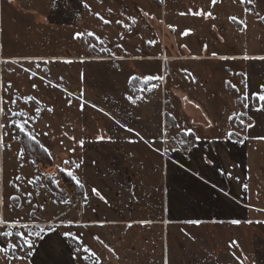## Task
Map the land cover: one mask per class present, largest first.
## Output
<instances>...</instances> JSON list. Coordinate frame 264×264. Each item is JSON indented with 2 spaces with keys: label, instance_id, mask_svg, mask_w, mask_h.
Masks as SVG:
<instances>
[{
  "label": "rangeland",
  "instance_id": "1",
  "mask_svg": "<svg viewBox=\"0 0 264 264\" xmlns=\"http://www.w3.org/2000/svg\"><path fill=\"white\" fill-rule=\"evenodd\" d=\"M75 33L79 34L77 41ZM80 47H84V63L73 64L70 58L68 73L62 72V65L55 62L47 66V74H39L47 86L34 91L39 90V100L45 103L29 100L31 96L22 93L21 98L17 97L19 102L15 99V103L4 105L0 124L5 125L4 133L9 135L2 136L4 145L0 143V215L6 217L4 221H9L13 215L22 224L31 220L38 212L32 204V194L35 187L41 185L53 194L52 187H55L63 197L68 196V188L72 199L84 201L80 187L66 172L71 170L77 177H86L91 182L94 163L110 159L114 164L115 153L96 151L101 140L98 137L104 139L110 132L129 134L150 126L154 128L161 109L164 118L167 115L172 118L177 108L175 89L194 83L200 70L204 69L203 76L206 75L205 67H217L218 71L213 74L217 77L214 91L225 102L221 108L233 117L230 121L235 128H243L251 135L246 141L252 142L245 141L244 146L245 162L251 170L250 203L255 212L252 237L256 246L261 247L259 264H264V110H255L264 102L253 96L264 91V0H216L215 4L212 0H159V3L155 0H85L83 34L70 26L54 24L51 40L30 43L20 49L56 57L67 55V50L80 54L77 52ZM214 54L223 56H211ZM29 75L32 81L26 77L21 79L22 83L25 86L32 82L38 84L35 79L38 74ZM226 75L228 90L220 83V78L224 82ZM65 86L70 87L68 96L62 94ZM127 96H132L136 102L132 103ZM245 103L248 107H244ZM49 108L52 111H48ZM21 111L27 115L22 118L13 115ZM238 118L245 123H239ZM16 119H29L27 129L35 137L38 135L35 141L40 146L48 149L49 161H43V154L28 156L25 153L20 142L24 134L18 133L10 123ZM249 124L252 127H247ZM80 140H84L83 146ZM129 155L124 153L126 158ZM140 155L131 154L133 160ZM65 160L69 164L66 165ZM135 163L139 161L134 162V167ZM76 164L80 167L76 168ZM40 228L44 229L42 239L30 237L33 241L31 256L25 255L27 248L23 251L19 247L8 248L7 252H0V264H95L91 252H84L76 234L68 229L77 228L75 225L62 227L61 234L51 227ZM0 230L23 231L26 235L28 232V229L9 228L6 224H0ZM207 235L211 234H196L202 240ZM252 237L246 241H252ZM9 242L22 244L15 236L0 237V246H7ZM248 250L251 252L250 245ZM174 253L176 250L170 247V264ZM179 257L178 264H188L182 251ZM151 264L157 262L152 260Z\"/></svg>",
  "mask_w": 264,
  "mask_h": 264
},
{
  "label": "crops",
  "instance_id": "2",
  "mask_svg": "<svg viewBox=\"0 0 264 264\" xmlns=\"http://www.w3.org/2000/svg\"><path fill=\"white\" fill-rule=\"evenodd\" d=\"M54 24L70 26L83 34L85 0H0V98L4 101L0 107L3 109L15 99L19 102L17 97L21 98L22 93L45 103L39 100V90L34 91L47 86L39 74H47L48 67L55 62L62 65V72L68 73L70 58L73 64L84 63V47L77 51L80 54L67 50V55L56 57L20 49L30 43L51 40ZM74 35L77 41L78 33ZM216 68L205 67L206 75L203 76L204 69L200 70L194 83L175 89L177 108L170 123L161 109V116H156V127L129 134L110 132L98 141L99 145L94 146L96 151L115 153V162L112 164L109 159L94 163L91 182L86 177H77L83 185L79 191L87 200L75 201L68 188V196L56 199L44 186L35 187L32 204L37 209L43 205V209L27 223L51 227L60 234L62 227L75 225L77 228L68 229L76 234L83 248L87 246L96 254L92 256L95 264L97 261L98 264H151L152 260L170 264V247L176 250L172 264H178L181 251L188 264L261 263V247L256 246L252 237L255 212L250 203L251 170L245 162L244 142L251 135L243 128H235L229 115L223 112L221 105L225 102L214 91ZM30 73L38 74L35 77L38 84L25 86L21 79L27 77L32 81ZM220 79L221 87L228 90L227 75L224 82ZM25 88L33 92L28 93ZM69 88L65 86L62 94L68 96ZM3 113L0 112V120ZM176 124L190 128L191 135L184 137L174 127ZM4 132L0 128V137L8 135ZM0 141L1 145L5 144ZM124 153L130 154L129 157ZM132 153L141 155L133 160ZM135 161H139L136 167ZM93 188L99 196L91 192ZM13 216L9 221H17ZM0 218L6 217L0 215ZM234 220L239 223H232ZM202 232L211 235L202 240L196 236ZM245 237L248 240L252 237V241H246Z\"/></svg>",
  "mask_w": 264,
  "mask_h": 264
},
{
  "label": "snow or ice",
  "instance_id": "3",
  "mask_svg": "<svg viewBox=\"0 0 264 264\" xmlns=\"http://www.w3.org/2000/svg\"><path fill=\"white\" fill-rule=\"evenodd\" d=\"M213 4H215L216 0H212ZM250 2V0H249ZM111 11V10H109ZM196 15H199L200 13H195ZM145 15H147L145 13ZM183 15V13H182ZM206 16H210L211 13H205ZM130 19H133V18H130ZM105 23H109V21H104ZM134 19H133V23H134ZM117 23H122V21H117ZM79 35V34H78ZM91 35V33H90ZM215 55V54H214ZM13 63H15V61H13ZM37 67H39V65H37ZM27 71V69H26ZM36 85H33V87H35ZM233 87H235L233 85ZM262 88H264V86H262ZM133 91H137V89H133ZM253 96L255 97V99H257L258 101H261V102H264V91H260V92H257V93H254ZM245 99L247 98V94H245ZM27 99L31 100V99H34L33 97H28ZM127 99L129 101H131L132 103H135L136 100L133 99L132 96H127ZM13 103H15L16 101L13 100L12 101ZM4 103V101L2 100V98H0V104ZM69 104H71V101H69ZM244 107H248L247 103L244 104ZM255 110L257 111H260V110H264V104H261L259 107H257ZM4 109L3 107H0V112H3ZM37 111H39V109H37ZM48 111H52V109H48ZM14 116L16 117H25L27 115V113L21 111V112H17V113H14L13 114ZM233 115H236L235 113ZM246 115V113H245ZM233 117L232 116H229L228 119H232ZM29 119H31V117H29ZM29 119H16V120H12L10 121V123L13 125V127L16 129V131L18 133H23L24 136L28 139H31V140H36V137L32 134L31 131H29L27 129V124L29 122ZM239 119V118H238ZM117 124H119L120 122L117 121L116 122ZM239 123H241L242 125L245 123L242 119H239ZM5 125L4 124H0V128H4ZM121 127H125L124 125H121ZM174 127H176L177 129H179L180 131V134H182L184 137H188L189 135H191L192 133V130L189 128V129H183L181 128V126L179 124H176L174 125ZM247 127H252V125H247ZM128 131H132V129H128ZM46 135V134H45ZM65 135H67V133H65ZM14 139L17 138V137H13ZM70 139H75L74 137H70ZM98 139H103V137H98ZM110 139V138H109ZM198 139V137H197ZM0 140H2V137H0ZM182 142H187V141H182ZM240 143H243V141H240ZM79 144L81 146H83L84 144V140H80L79 141ZM41 148L43 149V151L47 154L48 153V149L47 148H44L43 145H41ZM69 151H75V149H69ZM33 163H35V161H33ZM64 163L67 165L69 164V161L68 160H65ZM82 163V161H81ZM76 168H79L80 167V164H76L75 165ZM61 171H64V170H61ZM66 175L68 177L71 178L72 181H75L76 185L79 186V187H83L82 183L80 182V180L77 178L76 175L73 174V171L71 170H68L66 172ZM17 180L20 179V177L18 176L16 178ZM29 183H31V181H29ZM91 192L95 195H100V193L95 189H91ZM31 195V194H29ZM101 199H103V197H101ZM85 200H86V197H85ZM61 202H64L66 203L67 201H61ZM43 209V205L40 206L39 209H37V211H40ZM35 219V217H34ZM232 223H239V221L237 220H234L232 221ZM0 224H6L7 227L9 228H23V229H28V232H27V235L25 234V232L23 231H5V230H0V237H9V236H15V237H18L20 240H22V244H17V243H7V246H0V252H7V249L8 248H11L13 250H16L18 247L23 251L25 248L29 249L28 251L25 252V255L26 256H31L32 255V252L30 251V249L33 247V241L30 239V237L32 236H36L38 238H43L42 236V233H44V229L43 228H40V226L38 224H34V225H29L27 223H24V224H21L19 223L18 221H4L2 219H0ZM32 228H37L39 229V231H32L31 229ZM49 231H53L52 229H49ZM65 236H69L71 235L70 233H64ZM97 239H99L97 237ZM77 251H81L80 249H77ZM84 252H91V250L85 246V248L83 249ZM91 255L92 256H96V254L94 252H91ZM17 259L19 258H22V257H15ZM97 264H98V261H97Z\"/></svg>",
  "mask_w": 264,
  "mask_h": 264
},
{
  "label": "trees",
  "instance_id": "4",
  "mask_svg": "<svg viewBox=\"0 0 264 264\" xmlns=\"http://www.w3.org/2000/svg\"><path fill=\"white\" fill-rule=\"evenodd\" d=\"M157 3H159V0H155ZM166 118L168 120H171L172 118H170L169 115L166 116ZM20 142H22V145L24 147V151L25 153L28 154V156H35V153H38L39 155L40 154H43L44 155V159L43 161L45 160H48L49 161V156L48 154H46L43 149L41 148V146L35 141V140H31V139H28L26 138L25 136H23L21 139H20ZM40 161V160H38ZM52 190L56 196L57 199H62L63 196L60 195L59 191L54 187H52Z\"/></svg>",
  "mask_w": 264,
  "mask_h": 264
}]
</instances>
